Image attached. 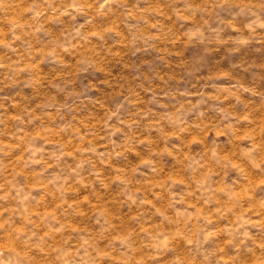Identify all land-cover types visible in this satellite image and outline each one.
Segmentation results:
<instances>
[{
  "label": "clouds",
  "instance_id": "9594fccd",
  "mask_svg": "<svg viewBox=\"0 0 264 264\" xmlns=\"http://www.w3.org/2000/svg\"><path fill=\"white\" fill-rule=\"evenodd\" d=\"M0 264H264V0H0Z\"/></svg>",
  "mask_w": 264,
  "mask_h": 264
}]
</instances>
